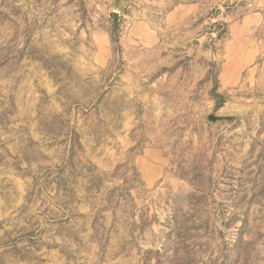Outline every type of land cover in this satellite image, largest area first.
Listing matches in <instances>:
<instances>
[{"label": "rangeland", "instance_id": "rangeland-1", "mask_svg": "<svg viewBox=\"0 0 264 264\" xmlns=\"http://www.w3.org/2000/svg\"><path fill=\"white\" fill-rule=\"evenodd\" d=\"M0 264H264V0H0Z\"/></svg>", "mask_w": 264, "mask_h": 264}, {"label": "crops", "instance_id": "crops-1", "mask_svg": "<svg viewBox=\"0 0 264 264\" xmlns=\"http://www.w3.org/2000/svg\"><path fill=\"white\" fill-rule=\"evenodd\" d=\"M183 8L184 9L185 8H189V6L186 7L184 5ZM132 30H134V32H137L138 33L137 35H139V37L143 36L144 34H147V32H148L147 29L144 28V26H143V24L141 22L135 23L133 28H132Z\"/></svg>", "mask_w": 264, "mask_h": 264}, {"label": "water", "instance_id": "water-1", "mask_svg": "<svg viewBox=\"0 0 264 264\" xmlns=\"http://www.w3.org/2000/svg\"><path fill=\"white\" fill-rule=\"evenodd\" d=\"M114 19H115V21H117L118 20V15H117V12H115V14H114ZM114 21V22H115ZM219 117H217V116H215V115H209V119L211 120V121H213V120H217Z\"/></svg>", "mask_w": 264, "mask_h": 264}, {"label": "trees", "instance_id": "trees-1", "mask_svg": "<svg viewBox=\"0 0 264 264\" xmlns=\"http://www.w3.org/2000/svg\"><path fill=\"white\" fill-rule=\"evenodd\" d=\"M117 40V36L115 35V33H114V31L112 32V41L114 42V41H116ZM214 97L215 98H219V100H220V97H221V95H219V94H217V93H214Z\"/></svg>", "mask_w": 264, "mask_h": 264}]
</instances>
